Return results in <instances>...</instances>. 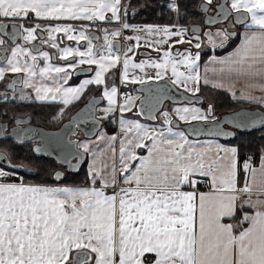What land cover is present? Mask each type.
Here are the masks:
<instances>
[{"label":"snow or ice","instance_id":"6c2138e0","mask_svg":"<svg viewBox=\"0 0 264 264\" xmlns=\"http://www.w3.org/2000/svg\"><path fill=\"white\" fill-rule=\"evenodd\" d=\"M189 3L191 14L199 16L205 27L216 26L215 31L203 32L213 48H224L237 37L240 40L226 56L210 58L209 63L218 66L211 69L219 73L218 78L201 76L200 51L194 55L191 48L172 51L174 44L202 47L199 34L194 44L185 39L189 32L200 33L201 26L182 23L190 13L189 4L181 5L180 0L162 5L175 13V23L142 27L126 22L129 5L122 0H0L3 101H59L64 106L61 116L95 84L103 86L102 97L108 102L102 119L117 111L121 114L115 134L101 132L95 140L69 141L83 150H73L75 155L91 156L88 186L32 185L22 178L16 182L15 169L22 166L10 164L9 156L0 151V160L8 161L13 169L0 167V264H264V148L257 164L251 155L241 160L239 146L211 141L198 145L178 130L181 121L191 126L192 121L207 125L210 118L215 120L211 103L206 109L190 106L200 102L196 94L201 92V81L236 98V83L242 79L246 84L241 97L264 105V94L250 91L258 88L264 93V0ZM33 19L91 23L80 28L71 23L28 24ZM97 21H116L120 27L101 28L103 42L93 43L101 39L89 32ZM126 29L144 35L124 37L135 43L124 45L121 57L117 38ZM60 33L77 44L86 41V49L61 47ZM37 40L58 50L66 66L51 63L53 55L33 43ZM142 40L157 52L158 59L134 61ZM69 57L79 59L69 61ZM78 64L96 65L95 75L75 87H65L70 70ZM121 64V83L143 85L146 79L164 80L165 76L168 82L155 92L142 89L147 93L144 97L126 94L119 103L117 87H108L105 77ZM146 68L156 70L154 78L135 74ZM208 70L206 65L205 73ZM172 87L191 93V97L182 96L189 103L161 110L164 99H174L167 95ZM137 100V115H146L152 123L123 115L133 111ZM96 102L93 97L78 116L91 113ZM22 122L16 120V124ZM233 122L241 128L264 126V114L236 113ZM4 127L0 125V137L6 135ZM210 130L217 136L235 135L220 128L218 121ZM18 131L14 129L13 134ZM62 176L55 173L58 180ZM202 185L208 190L202 191Z\"/></svg>","mask_w":264,"mask_h":264},{"label":"trees","instance_id":"16d2710c","mask_svg":"<svg viewBox=\"0 0 264 264\" xmlns=\"http://www.w3.org/2000/svg\"><path fill=\"white\" fill-rule=\"evenodd\" d=\"M168 0H124L125 5H129L127 9L126 22L129 24L136 25H148V24H159L165 25L176 22L175 13L170 12L167 8L162 7ZM181 5L189 4L188 11L190 13L188 19L182 21L187 25L193 20L195 15L191 14V5L189 0H180ZM148 5L147 7H144ZM155 5V8L153 6ZM182 7V11H183ZM19 23V22H18ZM235 41L228 46L231 47ZM207 53L201 54V59L206 56ZM2 84H0V89ZM206 95V100L213 105V108L218 112L231 111L240 107L238 103L229 100L228 96L222 92L202 89ZM91 94V93H90ZM89 96L85 93L80 102L85 100ZM63 105L59 103H36V102H5L0 101V121H4L14 115H30L31 123L42 126L44 128H54L64 119L68 112L71 110V106L67 107L63 115L58 116L60 108ZM75 106H73L74 108ZM6 113V115H4ZM58 117V118H57ZM115 114L110 118L104 119L101 124V129L107 134L115 132ZM234 146H239L241 152V160L244 159V155L248 154L253 157L256 162L260 156V150L264 148V129L252 130L246 133L236 132L233 139L230 141H223ZM0 151H4L10 159L11 164H19L24 168L32 170V174H25L15 170L22 178L23 182L34 183V184H75L79 185L78 182L87 185L85 178L77 180L78 172L83 171L85 162L81 165L79 171L76 174H66V176L60 180L55 181L51 177V172L56 168V164L48 158L36 157L32 154L30 145L15 144L12 141L0 140ZM5 169L13 170L10 167L1 166ZM8 170V171H9ZM79 172V173H81Z\"/></svg>","mask_w":264,"mask_h":264},{"label":"water","instance_id":"95a60500","mask_svg":"<svg viewBox=\"0 0 264 264\" xmlns=\"http://www.w3.org/2000/svg\"><path fill=\"white\" fill-rule=\"evenodd\" d=\"M196 24L190 23L189 26ZM203 25V23L201 22ZM204 26V25H203ZM205 27V26H204ZM211 27V26H207ZM9 27V31H10ZM97 36L95 32H91ZM189 34H199V33H191ZM120 42V41H119ZM121 50L124 49V43L120 42ZM87 71L83 70L81 73H87ZM168 80L164 78V80H155V81H146L145 84H137L135 86V91L140 94L139 97H144L147 95L146 92L142 91L144 88H151L153 92L160 87L167 83ZM169 97L163 100L161 108L164 103L170 104H188L189 101H185L182 99V96L187 95L189 97L192 94L185 93L183 90L178 89L176 87H172L167 94ZM197 95V94H196ZM199 96L200 102L193 103V104H200L202 102V96ZM95 97L97 102L93 107V111L87 115H79L78 113L81 112L82 109H85L86 105H89V102L92 98ZM194 99V98H193ZM102 96L101 95H89L85 100H83L78 107H76L68 116V118L62 121L56 128H44L42 126L34 125L30 122V117L25 115L23 117H17L12 119V123L8 125L6 122H0V125H4L3 131L6 133L5 136L0 137V140H10L15 144H22V145H30L31 152L36 157H45L51 159L57 166L62 167L68 173H76L81 165L85 161L86 154H84L83 159L80 156L74 154V151H83L82 149L76 148L75 144L69 145V141L78 142L79 136L84 139H91L93 138L98 130L101 128V121L96 117V109L102 103ZM140 101L137 100L136 102V114L139 112ZM236 113H247V114H255V113H262L264 114V109L259 107H246L241 106L231 111L222 112L218 115L215 120H211L205 125L204 122H196L192 121L191 126L185 123L179 122V129L185 131L186 136L192 139H200V138H213L219 139L222 141H230L233 139V136H217L215 135L210 129L212 125L215 124L217 121L219 122L220 128L224 129L227 132L232 133H246L252 130L257 129H264V126L257 124L256 126H249L246 128H241L237 126L236 122H233V117ZM95 117L93 120L92 117ZM139 116V115H138ZM75 117V119H73ZM143 120H147V116H139ZM19 119L23 121L20 124H16V120ZM240 119H246V117H241ZM151 122V121H150ZM192 127H195L196 130L192 131ZM17 129L18 134H13V130ZM29 130V131H26ZM41 149L39 152L35 151V149ZM67 160V162H65ZM11 164V163H10ZM8 161L0 160L1 166L10 167ZM19 165V164H13ZM11 168V167H10ZM25 174H32V170L26 169L23 166L20 168L15 169ZM53 180L58 181L55 178V175L52 174L51 176Z\"/></svg>","mask_w":264,"mask_h":264},{"label":"crops","instance_id":"0c3cea01","mask_svg":"<svg viewBox=\"0 0 264 264\" xmlns=\"http://www.w3.org/2000/svg\"><path fill=\"white\" fill-rule=\"evenodd\" d=\"M123 2H124V0H122V4H123ZM109 15H110V13H109ZM18 22H19V21H18ZM34 23H42V24H44V23H52V24H55V23H71V24L75 25L77 28H80L81 26H83V25H85V24H90L91 22H87V21H70V20H69V21H47V22H46V21H37V20H35V19L28 21V24H34ZM91 25H94L95 27H101V26H103V27H105V28H109V27L118 28V27H120V24H119L118 22H116V21H112L111 23H106V22H99V21H97V22H95L94 24H91ZM134 25H135V24H134ZM138 26H141V27H142V26H144V25H138ZM238 30H239L240 32L243 31L242 28H239ZM214 31H215V30H214ZM137 34H139V35H141V36L144 35V33H135V32H133L131 29H126V30H123V34H122V36H121V37H118L117 39H118L120 42L124 43V45H126V44H134L135 41H128V40L124 39V37H126V36H133V35H137ZM203 36H204V35H203ZM185 39H186V40H187V39H191L192 42H193V44L197 42V41L194 39V36H191V35H189V34H186ZM234 41H235V42L233 43V45H232L231 47H227V48L224 49V50H220V49H219V50H216V49H214L210 44H208L207 37L204 36V40H202V36H201V43H202V47H201V49L197 50V49H195L194 47H191V46L188 45V44H174V45H173V48H172V51H173V53L175 54V52H177V51H179V52H183L186 48H191V51H192L193 55H194L197 51H200L201 54H202V53H207L206 56H205L203 59H200V61H199V64H200V69H199L200 74H201L202 77H203L205 74H207V76H208L209 78H213L214 75L218 78V77H219V73H215V74H214V73L211 71V69H212L213 67H218V66L209 63L210 58L213 57V56H215V57H224V56H226L228 53L232 52V50H233V49L237 46V44H239V42H240V40H239L238 37H237V38H234ZM164 47L166 48L167 45H165ZM140 49H146V51L148 50L147 52L150 54V56H149V55H148V56H143V55L138 56V55H136V52H137L138 50H140ZM136 52H135V54H134V61H135L136 63H139V62L142 61V60H147V59H149V58H151V59H158V58H159L157 52L154 51V50L151 49V48H147V47L145 46L143 40L141 41V47H140L139 49H137ZM120 54H121V57H123V50H121V53H120ZM129 55H132V54L130 53ZM206 65H207V67H208V69H209L207 73H205V66H206ZM41 66H43V61H42V63H41ZM117 69H119V71H117V78H118V81L120 82V72H122V64H121V65H118V66H117ZM181 70H184V69L181 68ZM155 72H156V70L153 69V68H146L144 73H141L138 69L135 70V74H136V75L145 76V78L148 77V76H151V77L154 78V77H155ZM132 74H133V70L130 69V71H129V75L131 76ZM106 75L108 76V75H109V72H108ZM168 75L170 76L171 73L169 72ZM9 76H10V75H9ZM165 78L168 80V76H165ZM155 80H156V79H152V80H147V79H146V81H155ZM226 82H229V81L226 80ZM120 83H121V82H120ZM121 84H123V85L126 84L127 87L130 85L127 89H128V90L131 89L132 91H134V87L136 86L135 84H139V83H135V84H133V83H130V82H125V83H121ZM245 84H246V82H245L244 80H242V79H241L239 82L236 83V88H235V91H236V98H233V95H232L231 92H229V91H227V90H225V89H214V88H212L211 85H207V86H205V85H203V82H202V81H201V89L206 88V89H209V90H214V91L222 92V93H224V94H226V95L228 96V98H229L230 101L235 102V103H238V105H240V106L259 107V108H261V109H264V105L258 104V103L254 102V101H249V100L244 99V98L241 97V91H240V90H241L242 88L245 87ZM65 87H75V86H74L73 84H72V85H71V84H68V85H65ZM181 90H183V89H181ZM183 91H184V90H183ZM250 91L252 92L253 95H256V96H260V95L264 94V93H261V92L259 91L258 88H257V89H250ZM102 92H103V90L100 92V95H102ZM134 92H135V91H134ZM134 92H130V93H131L133 96L139 97V95L136 94V93H134ZM188 94H191V93H188ZM197 94H200V93H197ZM103 99H104V98H103ZM25 101H28V100H25ZM104 101H105V105L108 106V102H107V100L104 99ZM33 102H36V101H33ZM75 102H77V101H75ZM75 102H74V103H75ZM36 103H59V104H62V103L59 102V101H46V102H36ZM172 105H174V106L176 107V106L183 105V104H172ZM190 106L198 107V106H200V105H199V104H191ZM200 108H202V107L200 106ZM101 109H102V108H101ZM98 112H101V110H98ZM120 115H121V114H120L119 112H117V113L115 114V118H116V128H115V132L112 133V134H115L116 132L119 131L118 120H119ZM123 115L125 116V118H128V119H139L142 123H152V122H150V121H147V120H143V119H141V118L136 114V107L133 108V111H132L131 113H124ZM102 116H104V114H103ZM181 122H182V121H181ZM184 123H185V122H184ZM178 130H181V129H178ZM181 131H182V130H181ZM101 132H104V130L100 129V131L97 133V135H98L99 133H101ZM104 133H105V132H104ZM106 134H107V133H106ZM112 134H108V135H112ZM97 135H96V136H97ZM96 136H94V137L91 138V139H84V138L79 137L78 142H84V141H86V140H95V139H96ZM187 137H188V136H187ZM188 139H189L190 141H193V142L197 143L198 145H205V144H207L208 142L211 141V142H213V143H218V144H220V145L227 146V147H232V146H234V145H232V144H229V143L223 142L222 140H219V139H213V138L192 139V138H189V137H188ZM259 157H260V156H259ZM259 157H258V159L256 160V163H257V164H258V162H259ZM90 160H91V156H90L89 154H86L84 170H87V171H88V165H89V163H90ZM13 179H14L16 182H20V180H21V179H20V176H19L18 174H17L16 177H14ZM24 183H26V184H32V185H48V186H52V187H64V186H72V187L79 186V187H84V186H88V184H87V185H75V184H60V183H57V184H34V183H27V182H24ZM201 190H202V191H207L208 189H207V187H205V186L202 185V186H201ZM109 191H110V190H109ZM245 210H247V209H245Z\"/></svg>","mask_w":264,"mask_h":264},{"label":"rangeland","instance_id":"374dc122","mask_svg":"<svg viewBox=\"0 0 264 264\" xmlns=\"http://www.w3.org/2000/svg\"><path fill=\"white\" fill-rule=\"evenodd\" d=\"M136 25V24H135ZM75 26V25H74ZM76 27V26H75ZM89 32H95L96 34H97V36H99V37H101V39L99 40V41H101V42H103V35L101 34V32L100 31H98V29L96 28V29H91V28H89ZM204 32V31H203ZM203 32H202V36H203ZM202 40H204V36L202 37ZM57 42L60 44V46L61 47H72V48H77V47H79L80 49H81V51H83V50H85L86 49V47H87V43H86V41H81L79 44H77V42L76 41H69V40H67V38L64 36V34H62V33H60V34H57ZM96 41H93V43H95ZM42 51H49L52 55H53V59H52V61H51V63H53L54 65H57V66H66V61H63V60H60L58 57H59V52H58V50H56V49H52V48H50V46H48V45H46V46H42ZM69 59H72V60H74V59H79V57H75V58H73V57H69ZM77 66H79V64L77 65ZM82 67H86V68H92V70H90L89 72H87V73H84V74H81L80 76H78V77H75L74 79H73V81H71V83H68V84H73L74 86H77V85H79L80 83H81V81H83L84 79H90V78H92L94 75H95V71H96V65H82ZM62 75V74H61ZM117 75V69H113V70H110L109 71V76H107L106 75V77H105V80H106V83H107V85H108V87H111L113 84H114V81H113V77L114 76H116ZM68 84H66V85H68ZM95 87H98V86H96L95 84H93V85H90L89 87H88V89L85 91V93H88L89 95H94V94H92V93H94L95 92V90H94V88ZM99 87H101L102 88V90H103V86H99ZM4 91V88H1L0 89V92H3ZM129 91L130 92H134V91H132L131 89H129ZM91 93V94H90ZM135 93V92H134ZM137 94V93H136ZM130 95L131 96H133L131 93H130ZM9 96H11V94H9ZM200 96H203L204 98L206 97V95H205V93H204V91L201 89V92H200ZM3 99L2 98H0V101H2ZM105 102V101H104ZM204 102H206V98H205V101ZM184 105V104H183ZM203 109H206V106L204 105V103H200L199 104ZM200 106H198V107H200ZM107 106L104 104V105H102L101 107H99L98 108V110H101V112H98V118H100L99 120L102 122L104 119H102V115L104 114L103 113V111H102V109H104V108H106ZM175 106L174 105H172V104H169V103H164V105L162 106V109L161 110H171L172 108H174ZM102 108V109H101ZM216 111V110H215ZM213 111V113H212V115L215 117V115L218 113V111ZM220 113V112H219ZM114 114H116V113H114ZM211 119V118H210ZM181 123V122H180ZM182 123H184V122H182ZM115 126H116V118H115ZM101 129V128H100ZM100 129L98 130V132L100 131ZM97 132V133H98ZM97 133H96V135H97ZM95 135V136H96ZM56 168H57V166H56ZM5 169V168H4ZM26 169H28V168H26ZM6 171H8L9 169H5ZM82 170V169H81ZM81 170L79 171V172H81ZM9 171H11V170H9ZM78 172V174L79 175H77V180H81V179H83V178H85L86 179V177H87V173H88V171L87 170H84V167H83V171L81 172V173H79ZM17 174H20V172L19 173H17L16 172V175ZM79 183V185H83V183H81V182H78ZM87 184H88V182H87Z\"/></svg>","mask_w":264,"mask_h":264},{"label":"flooded vegetation","instance_id":"af4514ba","mask_svg":"<svg viewBox=\"0 0 264 264\" xmlns=\"http://www.w3.org/2000/svg\"><path fill=\"white\" fill-rule=\"evenodd\" d=\"M124 4V3H123ZM201 22H202V20H201V18L199 17V16H196L195 15V17L193 18V20L192 21H190L188 24H190V23H196V24H199L200 26H201V32L199 33V35H201L202 36V32L203 31H207V30H209V28L212 30V31H214L215 30V28H216V26H211V27H204L202 24H201ZM187 24V25H188ZM92 30L93 29H98V31H100V29L101 28H105V27H103V26H101V27H95L94 25H91V27H90ZM106 29H109V30H111V29H114L113 27H109V28H106ZM101 32V31H100ZM101 34L103 35V32H101ZM189 34V33H188ZM44 35H45V37L47 36V33L45 32L44 33ZM189 35H191V36H195L196 34H189ZM203 37V36H202ZM234 40V39H233ZM233 40H231V41H229V43L224 47V48H219V47H216V48H214V49H216V50H224V49H226L231 43H232V41ZM22 42V41H21ZM33 43H35V44H38V45H40V48H41V50H42V46L43 45H41L40 44V41L39 40H37V41H34ZM95 43H102L101 41H96ZM44 46H46V45H44ZM148 51V50H147ZM146 51V49H140V50H138L137 52H136V55H138V56H140V55H143V56H148V55H144V53H148ZM69 61H72V59H69ZM67 62V61H66ZM41 63H42V61H41ZM67 64V63H66ZM85 69H89V71L90 70H92V68H86V67H82V65H79V66H77L75 69H72V70H70V72H71V78L70 79H68V83H71V81H73V79L75 78V77H78V76H80L81 74H84V73H81V71H83V70H85ZM109 76V75H108ZM12 77H11V75L9 76V80L11 79ZM113 81L115 82V83H120L119 81H118V78H117V75L116 76H114L113 77ZM67 83V84H68ZM135 85H137V84H135ZM130 86V85H129ZM128 86V87H129ZM124 87H127L126 86V84L124 85ZM2 88H3V85H2ZM94 90H95V92L94 93H92V94H94V95H100V92L102 91V88L101 87H95L94 88ZM9 94H11L10 92H9ZM203 97V96H202ZM9 101H11V100H9ZM205 101V98L203 97V103H204V105L206 106V108H207V105L210 103V102H208L207 100H206V102H204ZM11 102H33V101H21V100H15V101H11ZM82 102V101H81ZM80 101H77V102H75V103H73L72 105H69V106H71V110L68 112V114H67V116L64 118V119H62V121H64V120H66L67 118H68V116L70 115V113L76 108V107H78V105L81 103ZM105 104V102H104V99L102 100V103L100 104V107L102 106V105H104ZM63 105V104H62ZM68 106V107H69ZM73 106H75L74 108H73ZM64 107V106H63ZM213 111H215V109L213 108ZM216 112V111H215ZM221 113V112H220ZM219 112L215 115V118H217L218 117V115L220 114ZM23 116H25L24 114L23 115H14L13 117L11 116L10 118H9V116H8V119L6 120H4V121H0V122H6L8 125H10L11 123H12V119H14V118H17V117H23ZM29 117H30V115H28ZM96 117L98 118V108L96 109ZM98 119H100V118H98ZM61 121V122H62ZM30 122H31V118H30ZM60 122V123H61ZM59 123V124H60ZM33 124V123H32ZM58 124V125H59ZM35 125V124H34ZM38 126V125H37ZM57 126H55L54 128H56ZM53 129V128H52ZM79 171V170H78ZM77 171V172H78ZM56 172H60V173H63V176L58 180V181H60V180H62L65 176H66V174H68V172H66L62 167H59V166H57V168H55L54 170H52V172H51V176H52V174L53 175H55V173ZM76 172V173H77ZM76 173H74V174H76ZM70 174H73V173H70Z\"/></svg>","mask_w":264,"mask_h":264},{"label":"built area","instance_id":"2783aa9c","mask_svg":"<svg viewBox=\"0 0 264 264\" xmlns=\"http://www.w3.org/2000/svg\"><path fill=\"white\" fill-rule=\"evenodd\" d=\"M127 94V92L120 87H118V94H117V100L119 103H123L124 96ZM248 155H245L244 159L247 158Z\"/></svg>","mask_w":264,"mask_h":264}]
</instances>
